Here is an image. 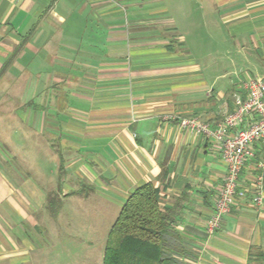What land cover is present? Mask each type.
Instances as JSON below:
<instances>
[{"label":"crops","instance_id":"obj_1","mask_svg":"<svg viewBox=\"0 0 264 264\" xmlns=\"http://www.w3.org/2000/svg\"><path fill=\"white\" fill-rule=\"evenodd\" d=\"M254 78H264V0H0V144L10 158L8 133L19 132L25 172L0 169V264H102L106 242L29 239L28 213L52 198L61 218L110 231L147 183L183 241L180 260L248 264L257 250L264 264V174L262 205L236 199L207 235L226 167L216 144L167 119L213 127ZM254 149L252 164L264 160Z\"/></svg>","mask_w":264,"mask_h":264},{"label":"built area","instance_id":"obj_2","mask_svg":"<svg viewBox=\"0 0 264 264\" xmlns=\"http://www.w3.org/2000/svg\"><path fill=\"white\" fill-rule=\"evenodd\" d=\"M244 96L235 95L233 110L211 127L197 118H180L173 115L167 119L177 121L180 128L204 135L217 145L219 155L226 167L221 188L218 190L214 208L205 225V233L213 235L221 226L236 199L251 196V203L262 205L264 160L256 161L254 145L259 144L264 154V78L245 82ZM252 168L247 182L242 183L241 173L245 167Z\"/></svg>","mask_w":264,"mask_h":264},{"label":"trees","instance_id":"obj_3","mask_svg":"<svg viewBox=\"0 0 264 264\" xmlns=\"http://www.w3.org/2000/svg\"><path fill=\"white\" fill-rule=\"evenodd\" d=\"M159 200L151 183L129 195L108 233L102 264H190L179 259L185 255L183 241L172 232ZM248 264H263L262 253L252 250Z\"/></svg>","mask_w":264,"mask_h":264},{"label":"rangeland","instance_id":"obj_4","mask_svg":"<svg viewBox=\"0 0 264 264\" xmlns=\"http://www.w3.org/2000/svg\"><path fill=\"white\" fill-rule=\"evenodd\" d=\"M11 141H12V145H14L17 149H16V153H12L11 157L9 158V153L7 150H5L2 146V144H0V169L2 168V164H6V161H8L11 165V170L15 169V173L17 177H22V175H24V171L22 170V165H19V154H22V150H20L19 146H18V135L19 132H11L8 133ZM7 135V134H6ZM22 135V134H21ZM17 140V141H16ZM21 140V138H20ZM16 141V142H15ZM22 141V140H21ZM54 147L57 146L55 145V143H53ZM2 147V148H1ZM15 150V149H13ZM22 151V152H21ZM35 151V150H34ZM52 151H57L56 149L52 150ZM45 152V150H44ZM24 153V152H23ZM50 153V152H49ZM14 155L18 156V159H14ZM36 155V154H35ZM35 155H30L29 157H26L27 159H34ZM25 156V155H24ZM36 157H40V153L37 152ZM50 155L47 154H43V161H44V165L41 166V169L44 173L53 171L55 169L54 165H51L48 161ZM23 157H21L22 159ZM35 160V159H34ZM18 163V164H17ZM17 164V165H16ZM7 168V166H5ZM12 178L17 181L14 177V175H12ZM52 200V198L49 200V204L47 206V210L45 212L42 213H28L29 218L27 219V227L28 230L27 234L30 237L29 239L31 240H95L96 244L99 245L101 244L102 246L105 244L106 242V238H104L105 236H107L108 234V229L107 230H101V229H96V228H88V223L85 224V227L82 228L80 226H78V221L75 215L69 217V218H61V212H59V208L54 207V205L52 203H50ZM56 204V203H55ZM52 217V218H51ZM17 218H14V221ZM69 219V220H68ZM30 223H37V224H41L42 225V229H36L33 230L30 228ZM56 224H59V227L56 226ZM50 227H52L53 229H51ZM45 228H47L45 230ZM50 230L53 231V235L50 238ZM54 231L58 232L59 236L55 237V233ZM105 235V236H104Z\"/></svg>","mask_w":264,"mask_h":264}]
</instances>
